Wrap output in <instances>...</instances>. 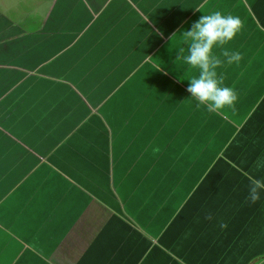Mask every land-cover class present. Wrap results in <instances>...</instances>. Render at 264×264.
Instances as JSON below:
<instances>
[{"label":"crops","instance_id":"obj_1","mask_svg":"<svg viewBox=\"0 0 264 264\" xmlns=\"http://www.w3.org/2000/svg\"><path fill=\"white\" fill-rule=\"evenodd\" d=\"M231 2L0 0V264H264V192L248 199L249 177L264 178V91L209 151L224 116L190 96L199 69L183 63V32L202 15L264 29L246 0L239 13ZM253 3L264 19V0ZM164 46L181 77L141 86ZM238 46V71L216 69L236 100L263 85L243 66L264 72L255 46L251 63ZM197 161L208 168L176 189Z\"/></svg>","mask_w":264,"mask_h":264},{"label":"clouds","instance_id":"obj_2","mask_svg":"<svg viewBox=\"0 0 264 264\" xmlns=\"http://www.w3.org/2000/svg\"><path fill=\"white\" fill-rule=\"evenodd\" d=\"M242 27L238 16L215 11L200 16L192 22L190 29L183 32L184 41L188 45L187 54L183 55V63L199 69L198 77L188 80L187 91L199 104L206 105L209 112L233 105L237 99L231 87L223 86V78L218 77L216 69L225 61L229 65L238 64L242 55L238 51L223 49L225 60H221L213 54V49L232 41ZM180 51L183 53V49ZM249 181L248 199L255 203L264 192V178L249 177Z\"/></svg>","mask_w":264,"mask_h":264},{"label":"rangeland","instance_id":"obj_3","mask_svg":"<svg viewBox=\"0 0 264 264\" xmlns=\"http://www.w3.org/2000/svg\"><path fill=\"white\" fill-rule=\"evenodd\" d=\"M246 1L250 5V7H253V11L255 12V13L253 12V14L254 15L256 14L255 16L258 17L257 21H259L261 24L264 25V19L260 16L261 14H260L259 10L257 9V7L254 6L253 0H246ZM231 4H234V6L231 5V7L228 8V10L233 9L235 7V5H239V4L234 3V0H232ZM208 7H210V6H208ZM234 9H235V12H237V13L240 12L238 7L234 8ZM205 10H206V8H205ZM247 12H248V14L250 13L249 11H247ZM250 17L253 18V16H250ZM250 17H247V19H250ZM241 19H243V18H241ZM247 22L248 21H245V22L242 21L243 27H242L241 31L231 41V44H234L235 47H237L238 45L241 44V40H242V49H241L242 54H244V52L247 53L248 54V62L251 63V61L249 60V55H250V52L254 53L251 51V48L253 46H255L256 51H257L256 56H259V55L264 56V29H262L260 26H258V22L255 21L256 23H255L254 28H252V29L248 28V30H247V29H245V24ZM246 36H247V38H246ZM175 41L174 42L176 44H178L181 41V38H175ZM175 47L176 46H172L170 48L169 47L167 48V46H164L162 51H160L159 53H157L153 56H150L148 58V60L146 61V63L143 66V69H145V71L143 72L144 73L143 76H146L148 79L145 82L143 80V83L141 86L144 85V87L147 88V87L153 85L152 83L155 82V80L160 79V77H163L164 75L168 76V73L175 75V76H179L178 78L181 77V75H179V71L182 70V68H183L181 63L179 64V62L175 61L169 67H167L165 65V62L168 61L167 58L170 55H172V49H174ZM240 48H241V46H238L236 51L240 50ZM259 63H260V61L257 60L256 64H259ZM261 63H262V65H264L263 59L261 60ZM256 64H255V61L254 62L252 61L251 65H256ZM251 65H250V67H249V64H246L243 66V67L247 66L246 67L247 70L245 71V73H247L249 75V77H251L253 75L255 76V73L258 75H262L263 76L262 78L256 77V80L262 81L263 85H260V88L257 87L254 91H252L249 94L241 95V99L236 100L233 103V105H230V106L226 105L223 109L219 110L221 112L220 115H223L225 117V118L223 117L224 120L222 121L225 124V126L230 125V124L234 125V124L244 123L246 121L247 117L250 115L248 113L252 109L256 98L262 93V91H264V72H261V68L254 67ZM238 67H239V64L235 67L234 71H238ZM157 70H159V72H158V75L156 76L155 71H157ZM160 71H162V73L164 75ZM232 72H233V69L229 73L225 72L224 76L225 77L231 76ZM261 73H263V74H261ZM139 77H142V76L139 75ZM146 77H144V79H146ZM149 78L150 79L153 78V80L150 81ZM162 83H164V80L162 81ZM156 89H159V86H157ZM260 89H262V91ZM261 105L256 110L257 111L256 113H259ZM194 111H196V110L193 108V113H195ZM193 120H195V119H193ZM250 121L253 122V119L251 118ZM249 125H251V123H248L247 127ZM227 128H228L227 126L224 128V131L222 132L223 135H218V136L215 135V137L210 140V142L208 144V150L209 151H218L222 146H224L226 144L228 139L226 138L224 132ZM185 134H186V132H185ZM243 140H245V134L239 133L235 137V139H234L235 143H233L232 146H235L237 148L238 145H235V144L242 142ZM232 149H234V147H232ZM188 162H189V158H188V160L186 159L185 164ZM221 162H223L222 159L218 163L221 164ZM210 163H209L210 164L209 169L213 165L212 162H210ZM239 165L242 166L241 163H239ZM216 166L219 167V165H216ZM216 166L211 168L209 173L214 174L216 171V168H217ZM207 168L208 167L206 165V162H202V161L201 162H198V161L195 162V165L192 166V169L187 171L188 176L184 179V183L186 184L185 187H183V184H181V186L176 188V189H187L188 184L193 185L195 183V179L196 180L198 179L197 177L199 176V172H204V170ZM100 173L103 174L104 171L100 172ZM132 173H134V172H132ZM176 173H178V172H176ZM129 183H132V182H129ZM130 187L133 188L134 186H130ZM167 191H169V190H167ZM182 194L183 193L181 192L178 196H176V198H175V204L176 205H177V203H179L182 200L183 196L185 195V194H183V195ZM167 200L165 201V203L163 205H165V206L168 205L169 200L168 201ZM171 204H172V200L170 197V205ZM165 212L168 213V209L165 210Z\"/></svg>","mask_w":264,"mask_h":264}]
</instances>
